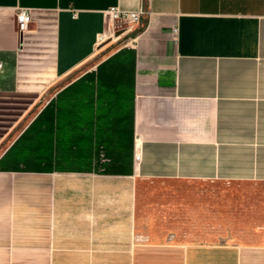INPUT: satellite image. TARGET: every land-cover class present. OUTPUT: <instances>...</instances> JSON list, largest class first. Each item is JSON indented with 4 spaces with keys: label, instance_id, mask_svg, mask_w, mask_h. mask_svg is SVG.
Listing matches in <instances>:
<instances>
[{
    "label": "crops",
    "instance_id": "crops-1",
    "mask_svg": "<svg viewBox=\"0 0 264 264\" xmlns=\"http://www.w3.org/2000/svg\"><path fill=\"white\" fill-rule=\"evenodd\" d=\"M0 64V264H264V0H0ZM194 182L252 188L219 238Z\"/></svg>",
    "mask_w": 264,
    "mask_h": 264
},
{
    "label": "rangeland",
    "instance_id": "rangeland-1",
    "mask_svg": "<svg viewBox=\"0 0 264 264\" xmlns=\"http://www.w3.org/2000/svg\"><path fill=\"white\" fill-rule=\"evenodd\" d=\"M126 42L125 38H120L116 46L121 47ZM174 190L178 191L174 206L180 208L182 219L188 220V212L195 215L197 236L219 238L226 223L235 220L238 210H242L240 207H243L244 197L241 193L252 188L227 183L194 182L175 184Z\"/></svg>",
    "mask_w": 264,
    "mask_h": 264
},
{
    "label": "built area",
    "instance_id": "built-area-1",
    "mask_svg": "<svg viewBox=\"0 0 264 264\" xmlns=\"http://www.w3.org/2000/svg\"><path fill=\"white\" fill-rule=\"evenodd\" d=\"M105 16L111 21V25L116 26L118 30L124 28L126 31L129 27L138 25L141 20L149 16V13L143 8H137L134 11H123L118 8H110L105 12ZM31 23L29 12L25 9H18L15 14V27L18 34L28 30ZM103 36L99 38L101 41ZM2 65L0 64V70ZM139 153L134 154V161H139Z\"/></svg>",
    "mask_w": 264,
    "mask_h": 264
}]
</instances>
